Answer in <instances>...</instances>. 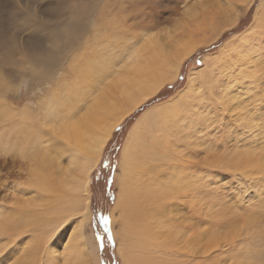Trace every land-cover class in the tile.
<instances>
[{
    "label": "rangeland",
    "instance_id": "rangeland-1",
    "mask_svg": "<svg viewBox=\"0 0 264 264\" xmlns=\"http://www.w3.org/2000/svg\"><path fill=\"white\" fill-rule=\"evenodd\" d=\"M138 2L141 3L135 4L131 7L130 12L126 13L128 7ZM119 6L122 11L119 10ZM263 8L264 0H0V29L4 32V37L7 38L8 43L15 44L14 49H11L8 45H0V82L2 79L5 80V87L2 88V91L0 87V100H2L1 92L4 91L3 97L6 96L4 99L10 102L16 111L30 109L35 113L38 103H44L45 99L50 97L49 91L58 89L54 88V82L61 81L64 76L63 72L68 62L70 63L69 58L80 52L83 43L86 41L87 43H98L97 39H102V34L108 32L109 26L104 27L106 23L116 20L120 24L119 20L122 16L134 11H142L144 14L128 17L126 24H131L130 28L126 26L123 28L122 26L110 35L115 43H125L127 40L133 43L134 40L130 37L138 36L137 45H134L133 48L136 50L144 49L146 56L154 52L156 47H160L163 43L171 47L179 43L177 48L180 51L195 44L191 54L182 60L175 79L166 82L158 94L136 108L133 114L117 126L119 128L115 129L116 131H114L110 142L106 146L98 166L90 176V219L86 226L87 249L92 252L91 245L93 244L95 253L96 245L98 264H126L121 253L120 240L114 235V232L122 230L123 224L122 221L114 220L110 213L112 205L118 197L117 194L122 192L121 188L118 187L117 177L121 173V148L125 143L128 131L140 116L142 118H139V122H142L145 113H147L145 116L146 124L150 129L146 127V124L143 125V135L139 136L142 142L139 140L140 144L137 146L139 150L135 148L139 152L135 151L134 153L135 161L140 166L139 171L141 172L135 179H132L131 187L133 189L130 187L129 193L130 204L133 207L136 205L135 209L137 205L150 203L152 193L150 188L155 189V185H151L149 188L147 185V180L154 176L152 167L154 163L152 161H154L153 158L162 159L166 155L164 148V150L160 148L158 150L159 146L153 143L155 142L154 137H157L158 134L156 132H159L156 128L160 124L161 118L159 117L162 116H158L162 114L160 110L171 103L183 105L190 100L189 95L193 97V94L197 98L194 97L196 99V109L192 110L194 114L192 119L200 126L198 128L196 125L194 129L201 131V133L194 132L197 139L188 138L190 137L188 134L185 139L181 133L182 137H178L179 144L175 139L177 136L171 137V140H175L172 141L175 143L171 148L173 150L169 151L171 156L173 155L172 159L170 157L168 159L167 155L164 157L167 158L166 160L163 158L164 161H160V163L168 164L167 167L162 166L163 174H157L156 180L158 179L157 182L162 187L161 176L171 174L170 165L176 164V160L179 163H182V161L192 162L189 178L193 176L196 178L197 185L193 184L194 191L197 193L199 192L198 188L201 191L205 188L214 208V201L219 202L220 204L216 206V209L223 214L226 212L227 215L215 217V219H223L221 220L222 224L218 227L217 225L213 226L214 223L210 226L201 223L200 219L203 217L201 211L199 214L202 217L198 214V219H195L196 223L193 221L194 219L192 222L190 221L193 223L192 229L188 227L190 224L188 219L184 220L181 223L182 225L177 226L175 225V210L172 209L170 212L165 206L168 199L163 198L161 200L159 198L162 205L160 207L162 225L165 226L168 223V226H170L169 223H173L170 228L175 230L171 232H176L180 225L188 229L190 240L185 238V241L189 245L180 241L178 244H182L180 248L183 251L179 248L177 251L179 250L180 253L182 252L181 254L185 253L183 255L192 257L193 261L191 260V262L193 264L198 260H206L207 255L205 254L203 258L201 254L207 250L208 245L211 248L213 247L211 250L214 251L208 253L209 256H212L211 261L214 260L210 262L211 264H239L240 261L260 260L257 255H252L251 250H248L245 256L233 255V257H229L226 254L236 249L228 243L229 240H233V236L239 235L237 236L239 238L245 232H249L251 235L247 237L252 240H257V237H264V170L262 174H259V172L247 175L233 163V159L239 152L244 150L253 151L254 149L260 153L258 156L260 162L264 161L261 160L264 159V137H261L264 134V110L262 109L264 108V37L259 36L261 31L259 13L262 12ZM232 14H235V16ZM82 19L85 20V28L81 32L72 33L67 31L66 27H69L70 23H76ZM225 23L230 24L224 26ZM252 32H254L255 40L258 36L260 40L257 38L259 41L248 43L245 46L248 52L233 47L228 52L231 53V57L230 59L227 58V62H222L221 66L212 64V69H208L212 75L211 84L202 81L200 76L205 72V69H198L204 65L206 59L214 57L213 61L217 59L220 63L221 57L219 54L228 44L241 42L244 35H250ZM198 41L201 42L198 43ZM141 42H145V44ZM53 43H74L75 47L71 52L65 54L59 66L60 69L53 72L51 79H44L40 84L37 82L40 78L39 73L36 72L37 70L34 71L35 67L31 66V61L28 63L30 57L24 53H27V45L34 44L39 48H44L50 47ZM151 47L152 50H150ZM122 50L117 48L116 55L118 56ZM147 60L149 63H154L153 56L147 57ZM19 74H21L20 77H18ZM70 78V76H67L65 79L67 81ZM116 78L110 77L107 80L110 81ZM190 78L196 79L195 89L189 91V95H184V93H187L186 85ZM253 92L256 93V101L252 98L254 97ZM198 96L204 97L203 100L200 101L198 98L201 97ZM227 96H229V99L234 98L229 100ZM139 108L142 110L136 111ZM256 113L258 114L256 115ZM242 118L244 122L243 120L239 121ZM248 118L260 119L259 121L263 124L261 135L253 136L254 134L251 131L249 132L248 121H246ZM176 120L170 119L172 122H176ZM7 123L8 119L6 118L0 120L1 125ZM201 125H205V128ZM152 128L155 135L148 132ZM201 128H203V132ZM155 130L157 131L155 132ZM172 131L175 132L176 130L172 129ZM239 131L240 133L245 131L246 135H237ZM207 134L211 138L209 143L205 141ZM240 138L241 140H239ZM181 141L183 145L190 146V149L192 147V152H186L189 151L187 146H184L185 151H181V147L177 149L181 145ZM239 143L244 144L245 147L239 145ZM251 154H255V152ZM162 155L163 157L160 158ZM220 158L224 164L218 163L221 160ZM230 160L232 164H228ZM160 163L158 162V165ZM29 167L28 158L22 159L13 154L4 153L0 145V205L6 209L21 207L23 208L22 211L29 213V217H22V221H13L15 225H23V228L17 229L13 234L5 232L0 234V247H2V256H8L9 260L14 255V260V258H24V252L31 246L28 262L30 264H43L42 255L45 256V251H41L39 246L35 249L40 240L39 232L46 225L45 220L35 218V214H39L36 212L38 210L35 205L40 201V197L36 196L30 199L31 205L24 206L28 195L37 194L35 189L29 185ZM197 173L201 176L200 178L195 176ZM141 175L143 176L141 177ZM145 182L146 184L142 185ZM184 190L188 191L189 188ZM181 194L179 196L182 198L183 196H189ZM189 197L191 201L188 204L189 206L196 208L201 206L200 203L195 204L192 195ZM42 199V203L45 202V198ZM176 202L174 200V204ZM46 214L48 216H43L47 220L51 216L49 209H47ZM12 215L13 213L10 212L6 215V218L8 219ZM210 215L208 219L214 221L213 216ZM116 216L118 217L117 212ZM252 216L255 217L253 221L257 220V222H250L249 218H252ZM103 217L108 218L107 225L104 224ZM228 217L233 218L235 222L226 223L225 219ZM223 224L225 226H222ZM220 226L221 228H219ZM208 230H210V233H206ZM194 231L197 235L199 234V241L197 240L195 244L192 242ZM164 239H162L161 250L155 249L157 254H154V257L166 249V247H162ZM174 239L176 240V238ZM239 241H236L237 244L240 243ZM246 244L247 241L242 245L245 249ZM261 244V246L256 245V247H253L252 244L248 246L250 249L264 251L263 242ZM239 246L241 245L239 244ZM138 248L134 254L135 261L138 259L139 264H153V261L156 262V260H150L152 253L150 254L144 247L143 249ZM192 248L195 250L193 251ZM172 250L176 251L175 248ZM160 255L161 260L165 259L162 252ZM59 257H61V254ZM195 258L199 259L196 260ZM13 260H10L7 264ZM205 263L207 264L206 261Z\"/></svg>",
    "mask_w": 264,
    "mask_h": 264
},
{
    "label": "bare ground",
    "instance_id": "bare-ground-1",
    "mask_svg": "<svg viewBox=\"0 0 264 264\" xmlns=\"http://www.w3.org/2000/svg\"><path fill=\"white\" fill-rule=\"evenodd\" d=\"M140 3L141 2L133 3L127 8L126 13L130 12L132 6ZM120 8L121 7L119 6V10L122 11ZM133 13L122 16L119 20L120 24H118L116 20H111L109 23H106L104 27L107 28L109 26L108 32L102 34V39H97L98 43H87V41L83 43L80 52H77L76 55L73 54V56L69 58L70 63L68 62L61 81L54 82V88L58 89L53 91H49L50 89L48 90L51 94L49 95L50 97H47V95V99H45L46 101L44 103H38L35 113L30 109L16 111L15 107L4 99V97H6H3L4 91L1 92L0 120L6 118L8 119V123L4 125L0 124V145L4 150V153L13 154L22 159H29V185L35 189L37 194H32V196L31 194L28 195L24 206L28 207L31 205L30 199H33L36 196L40 197V201L35 205L38 210L36 212L39 213L35 214V218L38 220H45L46 225L43 226L39 232V244L34 248L37 249L39 246L41 251H45V256L42 255L43 264H98L96 245L95 253L94 245L92 243V252H89L87 249L88 237L86 235V226L90 219V176L98 166L104 150L110 142L117 126L133 114L136 108L148 101L149 98L158 94L161 89H163L166 82L175 79L182 60L190 55L195 48L194 44L180 51V49L177 48L179 43H176L172 47L168 44L164 45L163 43L160 47H156L154 52L150 53V55L147 54L146 56L144 49L136 50L133 48L134 45H137L138 36L130 35V38L134 40L133 43L128 42L130 40H124L125 43H115L113 37L110 35L117 28L122 26L123 28L124 26L130 28L131 24H126L128 17L135 16L136 14H144L142 11H134ZM232 15L235 16V14ZM259 18L261 19L259 25L261 31L259 36L264 37V26H262L264 24V8L262 12L259 13ZM229 24L225 23L224 26ZM255 26H257V24H255ZM84 28V19L76 23H70L69 27H66L67 31L72 33L81 32ZM56 32H58V30H56ZM259 36L257 38L260 40ZM256 40L254 32L250 35H244L241 38V42L228 44L225 49L221 51L219 54L221 57L220 63H218L217 59L213 61L214 57L206 59L204 65L198 69H205V72L200 76L202 81L211 84L210 80L212 81V75L209 70L212 69V64L221 66L222 62H227V58L230 59L231 57V53L228 52L231 51L233 47L246 50L245 46ZM200 42L201 41H198V43ZM141 43L145 44V42ZM0 45H8L11 49L15 48L14 43H8V40L4 37V32L1 29ZM74 47V43H53L50 47L44 48H39L34 44L30 46L27 45V53L24 54L30 57L28 63L31 61V66L35 67V69L33 67L34 71L37 70L36 72L40 75L37 82L42 84L44 79L50 80L53 72L56 69L57 71L60 69L59 66L65 54L71 52ZM117 48L123 49L118 56L116 55ZM150 50H152V47ZM246 51L248 52V50ZM151 56H153L154 63H149L147 60V57ZM20 76L21 74L18 75V77ZM67 76H70L71 78L66 81L65 78ZM110 77L117 78L110 81L107 80ZM4 81L5 80L2 79L0 82L1 91L2 88L5 87ZM195 83V78H190L188 80L186 85L187 93H184V95H189L188 92L195 89ZM253 95L254 97L252 98L255 100L256 93L253 92ZM194 97V94L193 97H190L189 95L190 100L183 105L171 103L164 109L162 108L160 110V113L162 114H159L158 116H162L159 117L161 118L159 121L160 124H158V127L156 128L159 132H156L157 130H155L158 134L157 137H154L155 142L153 143H156L159 146L158 150L159 148L165 149V156L168 155V159H172L173 156H171L169 151L173 150L171 148L175 145V143L172 142L174 139L171 140L174 136H177L175 139L176 142H178L177 144H179L178 137H182V134L185 139L187 138V134L190 136L188 138L197 139V135L194 134V132L201 133V131H196L197 129H194L197 123L192 119V116H194L192 110L196 109V99H194ZM198 97H201L198 98L200 101L204 98L202 96ZM233 98L229 99V96H227V99L229 100H233ZM262 109L264 110V108ZM146 114L147 113H145L142 122H139V118H142V116L136 120L134 125L128 131L125 143L121 148V173L118 175L117 181L119 184L118 187L121 188L120 190H122V192L117 194L118 197L113 203L114 205H112L110 215L114 220L122 221L123 225L122 230L120 232H114V235L120 240L121 253L125 260L123 261L126 264H139L138 259L135 261L134 258L135 251H137L138 247V249H143L144 247V249L148 250L150 254H153H151V256L149 255L151 258L150 260H156V262L153 261V264H193L191 262V260L193 261L192 257L190 258L188 255H183L185 253L181 254L182 252L180 253L179 250V252L177 251L178 248L180 250L182 249L180 248L182 244L180 245L178 243L180 241L182 243L183 241L188 244L185 241V238L189 239L188 229L181 226V223L188 219L190 223L188 227L192 229L193 223L191 222L193 219L194 222L196 221L195 219H198V214L201 211L203 216L202 217L199 214L202 217L200 219L201 223L208 226L214 223L213 226L217 225L218 227V225L222 224L221 220L223 219H215V217H219V215L225 216L227 214L226 212L223 214L216 209V206L220 204L217 201H214V208L205 188L202 191L198 188L199 192L197 193L194 191L193 184L195 183L197 185L196 178L194 176L189 178V171L192 162L186 163L185 161H182V163H179L176 160V164L173 163L169 166L171 174L168 176H166V174L163 177L161 176L163 181V186L161 187L160 183L157 182L158 179L156 180V177H158L157 174H163L162 166L167 167L168 164L160 163L165 157H163V155L160 156V158L163 157L162 159L153 158L154 161L152 162L154 164L151 163L153 165L154 176L147 180V185L148 188L151 185H155V189L150 188V190H152L150 203L146 204L145 201L146 205H137L134 209L136 205L133 207L132 204H130V187L132 179H135L138 174L141 173L139 171L140 166H138L135 161L136 158H134V153L137 151L135 148L140 144L139 140L141 141L139 136H142V132H144L142 130L144 128L143 125L146 124ZM202 114L206 116V114ZM257 114L258 113H256V115ZM170 119L177 120L176 122H172ZM242 120L243 118L239 121ZM259 120L260 119L258 118L246 119V121H248V130L254 134L253 136H257L263 130L264 125ZM197 126L200 128L199 125ZM201 126L204 127L205 125ZM146 127L149 128L147 124ZM254 128L255 130H253ZM172 129L176 131L171 132ZM201 129L203 132V128ZM148 132L149 134L155 135L153 128L148 130ZM242 134L246 135L245 131L243 133H240V131L237 133V135ZM262 135L263 136L261 137H264V134ZM210 139V136L207 134L205 141L209 143ZM239 140H241V138ZM239 145L244 146L242 143H239ZM184 146L187 145H183L181 141V145H179V147L177 146V149L181 147V151H185ZM187 148L189 149V151H186L187 153L192 152V147L190 149V146H187ZM137 149L139 150V148ZM251 151L244 150L239 152L233 159V163L247 175L259 172V174H262L264 170V161L260 162V158L258 157L260 155L259 152L255 149L252 152ZM254 152L255 154H251ZM182 156L184 155L182 154ZM261 160L264 159L262 158ZM158 162L160 163L159 165ZM218 163H223L222 159L219 160ZM228 164H232L231 160ZM143 175H141V177ZM195 176L199 178L201 177L198 173ZM141 180L143 181V179ZM145 184L146 182L142 185ZM188 188V191L184 190ZM144 189L147 190L146 188ZM180 194L192 195L195 204L200 203L201 206L197 208L189 206L188 204L191 203L190 197L183 196L182 198L179 196ZM43 197L45 198V202L42 203ZM159 198L161 200H163V198L168 199L166 200V202L168 201V204L165 203V206L170 212L172 209L175 210V225L179 226V224H181L180 228L178 227V229H176V232H171L175 230L173 227L174 230L170 228L173 223H169L170 226H168V223L165 224V226L162 225L163 222L160 218V207H162V205ZM174 200L177 201L175 204ZM22 209L23 208L21 207L18 209H6L0 205V234L4 232L13 234L17 229L23 228V225H15L13 223V221H22V217H29V213L22 211ZM47 209L50 210L51 216L46 220L43 215L48 216L46 214ZM10 212H12L13 215L9 216L7 219L6 215ZM116 212L118 213V217L116 216ZM209 215L213 216L214 221L208 219ZM249 219L250 222H252L255 220V217L252 216V218ZM225 220L226 223L235 222L233 221V218L230 217ZM253 222H257V220ZM222 226H225V224ZM219 228H221V226ZM203 231L205 232V230ZM207 232L210 233V230L206 231V233ZM250 235L251 233L245 232L239 238H237L239 235L236 237L233 236L237 239L235 240L232 237L233 240H229L228 243L232 244L233 248L236 249H233L226 255L229 257H233V255L245 256L246 252L251 250L252 255H257L260 260H248L249 262L240 261L239 264H264V251L250 249L248 246L249 244H252L253 247H256V245L261 246V242L264 244V237H257V240H252L247 237ZM198 237L199 234L197 235L194 231L192 240V242H194L193 244H195V242L197 243ZM163 238L165 239L162 247H166V249L161 251L165 256V259L161 260L159 258L161 252L156 256L157 258L154 257V254H157L155 253L157 251L155 249L161 250ZM174 238H176V240ZM238 240H240V243L237 244L236 241ZM246 241L247 244L245 245V249L242 245ZM169 244L172 245L170 246ZM239 244L241 246H239ZM30 247L24 252V258H14V260V255H12L9 260L8 256H2V247H0V264H7L10 260L13 261L9 264H30L28 262V258L30 257L29 253L31 251ZM152 247L155 248L152 249ZM173 248H175L176 251L172 250ZM212 248L208 245L207 250L202 252L201 257L206 254V260H198L194 264H206L205 261L207 264H211L210 262H213L214 260L211 261L212 256H209L208 253L214 252L211 250ZM192 249L193 251L195 250L194 248ZM60 254L61 257H59Z\"/></svg>",
    "mask_w": 264,
    "mask_h": 264
},
{
    "label": "snow or ice",
    "instance_id": "snow-or-ice-1",
    "mask_svg": "<svg viewBox=\"0 0 264 264\" xmlns=\"http://www.w3.org/2000/svg\"><path fill=\"white\" fill-rule=\"evenodd\" d=\"M102 220H103L104 224L107 225V223H108V218H107V217H103Z\"/></svg>",
    "mask_w": 264,
    "mask_h": 264
},
{
    "label": "trees",
    "instance_id": "trees-1",
    "mask_svg": "<svg viewBox=\"0 0 264 264\" xmlns=\"http://www.w3.org/2000/svg\"><path fill=\"white\" fill-rule=\"evenodd\" d=\"M139 110H142V109H141V108H139V109H138V110H136V111H139ZM118 128H119V127H118ZM118 128H117V129H118ZM117 129H116V130H117ZM116 130H115V131H116Z\"/></svg>",
    "mask_w": 264,
    "mask_h": 264
},
{
    "label": "crops",
    "instance_id": "crops-1",
    "mask_svg": "<svg viewBox=\"0 0 264 264\" xmlns=\"http://www.w3.org/2000/svg\"><path fill=\"white\" fill-rule=\"evenodd\" d=\"M128 134V133H127ZM126 138H127V136H126ZM126 140V139H125Z\"/></svg>",
    "mask_w": 264,
    "mask_h": 264
}]
</instances>
